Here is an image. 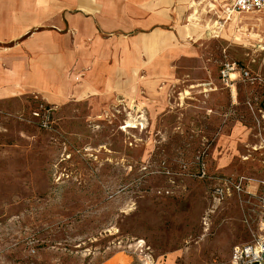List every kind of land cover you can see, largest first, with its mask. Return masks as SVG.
Wrapping results in <instances>:
<instances>
[{
    "label": "rangeland",
    "instance_id": "1",
    "mask_svg": "<svg viewBox=\"0 0 264 264\" xmlns=\"http://www.w3.org/2000/svg\"><path fill=\"white\" fill-rule=\"evenodd\" d=\"M236 18L198 32L194 63L158 88L167 108L141 91L55 106L42 127L33 98L0 103V264L225 263L264 235V12ZM225 178L246 184L214 208Z\"/></svg>",
    "mask_w": 264,
    "mask_h": 264
},
{
    "label": "crops",
    "instance_id": "2",
    "mask_svg": "<svg viewBox=\"0 0 264 264\" xmlns=\"http://www.w3.org/2000/svg\"><path fill=\"white\" fill-rule=\"evenodd\" d=\"M232 2L0 0V103L37 95L59 107L116 100L126 106L144 91L160 94L155 108H167L159 86L187 72L199 52L198 32L209 35ZM209 4L215 12L202 10Z\"/></svg>",
    "mask_w": 264,
    "mask_h": 264
},
{
    "label": "built area",
    "instance_id": "3",
    "mask_svg": "<svg viewBox=\"0 0 264 264\" xmlns=\"http://www.w3.org/2000/svg\"><path fill=\"white\" fill-rule=\"evenodd\" d=\"M205 1V0H201ZM197 2L194 1L192 8L194 9L193 15L195 16L194 21L199 23L200 20L197 18L199 10L196 8ZM216 6L214 4H209L207 8H203L206 12H215ZM245 12H264V0H233L231 5H227L223 11L226 16L223 21L217 19L209 27L210 36L213 38H218L225 27L226 22L231 19L232 16L236 14H241ZM192 17V15H191ZM208 24L206 25V27ZM237 70V63L234 61H224L221 69V77L225 84L229 85L231 88L234 86V79H232V74ZM241 75L249 77V71L242 69ZM232 84V85H231ZM33 99L37 102L35 108L31 111V116L38 119V122L42 127H49L51 124V119L54 115L55 106L45 102L43 99L35 95ZM258 121H264V108H260L258 111ZM4 117V111L0 109V121ZM142 119V115H140ZM202 176H207V171L205 167H202ZM246 184L243 178H225V180L217 182L212 190V205L214 208L221 205L227 196L230 194L232 187L241 189L242 185ZM261 200L264 203V194L261 196ZM211 264H264V235L256 238L252 242L245 244L236 245L233 250L229 261L225 263H219L217 261Z\"/></svg>",
    "mask_w": 264,
    "mask_h": 264
},
{
    "label": "bare ground",
    "instance_id": "4",
    "mask_svg": "<svg viewBox=\"0 0 264 264\" xmlns=\"http://www.w3.org/2000/svg\"><path fill=\"white\" fill-rule=\"evenodd\" d=\"M232 79L233 78H235L236 77V74H232ZM187 94H189V92L187 91ZM144 116V115H143ZM127 123H128V125H127V127H130L131 125H134V124H142L143 126H145V122H142V121H136V120H134V119H130V120H128L127 121Z\"/></svg>",
    "mask_w": 264,
    "mask_h": 264
}]
</instances>
